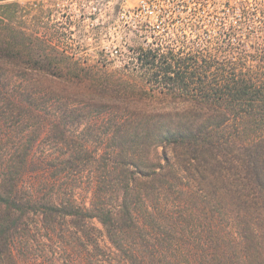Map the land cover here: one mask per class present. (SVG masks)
<instances>
[{
    "label": "trees",
    "instance_id": "trees-1",
    "mask_svg": "<svg viewBox=\"0 0 264 264\" xmlns=\"http://www.w3.org/2000/svg\"><path fill=\"white\" fill-rule=\"evenodd\" d=\"M24 12L0 0V264L45 244L71 264H264V46L139 51L138 82L45 47Z\"/></svg>",
    "mask_w": 264,
    "mask_h": 264
},
{
    "label": "built area",
    "instance_id": "built-area-1",
    "mask_svg": "<svg viewBox=\"0 0 264 264\" xmlns=\"http://www.w3.org/2000/svg\"><path fill=\"white\" fill-rule=\"evenodd\" d=\"M81 4L76 18L87 23L89 40L107 39L91 44L90 51L201 53L213 46L230 50L234 44L226 40L264 34V0H119L118 12L104 16L110 21ZM257 20L263 29L257 30Z\"/></svg>",
    "mask_w": 264,
    "mask_h": 264
},
{
    "label": "rangeland",
    "instance_id": "rangeland-1",
    "mask_svg": "<svg viewBox=\"0 0 264 264\" xmlns=\"http://www.w3.org/2000/svg\"><path fill=\"white\" fill-rule=\"evenodd\" d=\"M24 7L25 12L23 18V26L31 34L38 36L46 47H55L61 52H65L72 57L75 61L84 67H95L100 70L107 71L109 73H118L133 81L142 82L146 79V76L139 68L140 63L137 60V53L135 52H103V51H90L89 46L91 44L102 45L103 41L107 39L100 36L93 37L91 40L86 31L87 23H82L76 18L77 10L84 4H39V0H18ZM55 1V0H53ZM77 2H86V10L92 11L93 8H97V13L100 11L102 14L101 20L110 21L106 16L115 15L118 12L119 0H100L103 4H89L90 0H74ZM34 4H31V3ZM84 9V8H83ZM257 30L261 28L262 24L255 22ZM261 24V25H260ZM260 26V27H259ZM75 28V31H72ZM259 29V30H260ZM264 30V29H263ZM215 41V40H214ZM226 44H234L232 49H223L220 46H213L208 53H175L174 55L180 58H186L191 55L199 58L206 56H215L220 62L228 61L229 59L235 60L242 55H250L257 52V48L264 46L263 40L259 39V36H251L247 38H235V40H226ZM216 42V41H215ZM230 52V53H228ZM234 58V59H233ZM249 66L255 67L253 62L248 63ZM84 127H81V131ZM95 228V236H99V240L103 246H107L108 242L104 236V230L102 225L94 220L92 222ZM101 232V233H100ZM54 242H62V245L67 249L70 245H74L76 248L86 253L85 248L93 250V246H89L90 243L87 239L84 242L75 240L72 238L67 239H54ZM46 244L41 246L38 252L32 256H26L32 263L31 264H71L70 258H66L65 255L54 248L49 247ZM85 247V248H84ZM71 249V247H69ZM38 250V248L36 249ZM56 252V253H55ZM73 253V251H72ZM67 256V255H66ZM68 257V256H67ZM34 259L37 261L34 262ZM68 259V261H67ZM88 260L95 262L86 255L84 263L87 264ZM77 260L75 263H79ZM72 263V264H75Z\"/></svg>",
    "mask_w": 264,
    "mask_h": 264
},
{
    "label": "crops",
    "instance_id": "crops-1",
    "mask_svg": "<svg viewBox=\"0 0 264 264\" xmlns=\"http://www.w3.org/2000/svg\"><path fill=\"white\" fill-rule=\"evenodd\" d=\"M31 4H34L33 2ZM39 4H81L74 0H39Z\"/></svg>",
    "mask_w": 264,
    "mask_h": 264
}]
</instances>
